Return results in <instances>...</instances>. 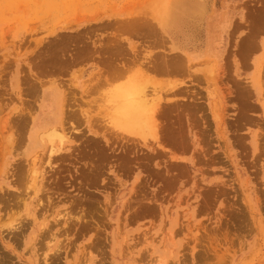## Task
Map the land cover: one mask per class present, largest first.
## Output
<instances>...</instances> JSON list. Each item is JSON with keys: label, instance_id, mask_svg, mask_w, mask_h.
Masks as SVG:
<instances>
[{"label": "rangeland", "instance_id": "374dc122", "mask_svg": "<svg viewBox=\"0 0 264 264\" xmlns=\"http://www.w3.org/2000/svg\"><path fill=\"white\" fill-rule=\"evenodd\" d=\"M132 85L154 136L110 123ZM0 229V264H264V0H0Z\"/></svg>", "mask_w": 264, "mask_h": 264}, {"label": "bare ground", "instance_id": "6f19581e", "mask_svg": "<svg viewBox=\"0 0 264 264\" xmlns=\"http://www.w3.org/2000/svg\"><path fill=\"white\" fill-rule=\"evenodd\" d=\"M167 15H168V11ZM171 13V10H170ZM166 14V13H165ZM181 59V58H180ZM179 60V59H178ZM149 61V60H148ZM174 64V63H173ZM156 65V64H155ZM152 66V65H151ZM152 68V67H151ZM153 69V68H152ZM168 71V70H167ZM119 72V70H118ZM116 74H119V73ZM122 74V72H121ZM120 75V74H119ZM123 75V74H122ZM121 77V75H120ZM114 78V77H113ZM116 78V77H115ZM147 83V82H146ZM142 86H144V83L142 84ZM140 86L138 88V86L132 85L131 88H129L128 90L125 91H121L119 93H111L112 97L109 95L108 98H110V100H107L106 104L109 105L111 104L113 107L112 109H110V113H112V115L114 116V122L110 123H114V126L117 128L116 130H120L122 131L123 134H125V136H130V137H136L137 139L139 138H144L147 135H151L154 136V133L157 132L158 129V125L156 122V116H157V111L159 110L160 106H161V99H159V97H155L153 99H151L150 101L148 99H146L145 97V86L142 87ZM147 87V86H146ZM171 90V89H170ZM173 92V91H172ZM148 93V92H147ZM116 94V95H114ZM174 94V93H173ZM59 96V95H58ZM171 96V95H170ZM107 98V99H108ZM149 98V97H148ZM164 99V98H163ZM162 99V101H163ZM106 100V99H105ZM109 101V102H108ZM166 100H164L162 103H164ZM168 102H170L169 100H167ZM166 101V103H167ZM169 104V103H167ZM171 104V103H170ZM165 105V104H164ZM110 108V107H109ZM109 110V109H108ZM159 112V111H158ZM111 115V114H110ZM109 116V115H108ZM110 117V116H109ZM112 117V116H111ZM113 118V117H112ZM108 119V118H107ZM106 121V120H105ZM109 123V124H110ZM109 126V125H108ZM55 133V134H54ZM53 134V135H52ZM58 133L53 131V133H51V137L50 138V142L54 141L53 139H56L60 136ZM119 134V133H118ZM49 136V135H48ZM57 138H56V137ZM47 138V140H48ZM135 138V139H136ZM148 138V137H147ZM59 139V138H58ZM62 138H60L61 141ZM143 142V141H142ZM145 143V142H144ZM161 147V146H160ZM159 147V148H160ZM53 152V149H52ZM22 169V167H21ZM23 170V169H22ZM22 182V181H21ZM21 184V183H20ZM20 196V195H19ZM19 201V200H18ZM5 203V202H4ZM7 204V203H6ZM14 204V203H13ZM17 204V202H16ZM19 204V203H18ZM21 206V205H20ZM15 207V206H14ZM19 207V206H18ZM20 210V209H19ZM49 210V209H48ZM17 211V210H16ZM15 211V213H16ZM20 212V211H19ZM14 213V215H15ZM18 213V212H17ZM57 217V216H56ZM12 218V216H11ZM25 218V217H24ZM23 218V219H24ZM13 219V218H12ZM9 219V220H12ZM3 220V219H2ZM21 220V219H20ZM72 220V219H71ZM22 221V220H21ZM22 223V222H21ZM21 223L19 222V224L21 225ZM81 223V222H80ZM24 224H25V220H24ZM29 223H27L28 225ZM18 225V224H17ZM15 227V226H14ZM22 228H24L23 226H17L14 229H11V231H9L8 233H12L13 235H15V233L20 232ZM13 231V232H12ZM6 231H4V229H0V237L2 239V237L4 238V234ZM23 232V231H22ZM7 235V233H6ZM14 238V236H13ZM16 238V237H15ZM14 238V239H15ZM44 240V239H43ZM40 243V242H39ZM49 244V243H48ZM57 249V248H56ZM58 252V251H57ZM41 256V255H40ZM40 261V260H39Z\"/></svg>", "mask_w": 264, "mask_h": 264}]
</instances>
